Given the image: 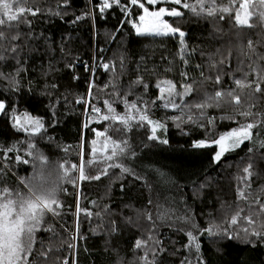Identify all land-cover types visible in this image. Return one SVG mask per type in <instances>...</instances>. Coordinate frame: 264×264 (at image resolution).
<instances>
[{
    "label": "trees",
    "instance_id": "obj_1",
    "mask_svg": "<svg viewBox=\"0 0 264 264\" xmlns=\"http://www.w3.org/2000/svg\"><path fill=\"white\" fill-rule=\"evenodd\" d=\"M187 2L195 4L196 0ZM250 3L257 5L250 11H260L257 0ZM96 5L97 0H30L29 7L40 9L35 16L25 13L23 19L30 23L2 29L9 37L19 32L20 38L0 41V52L6 57L0 60V100L8 108L7 114L0 113V186L26 192L19 181L32 176L34 166L40 167L29 152L45 155L49 166L65 160L66 167L79 164L81 158L87 161L92 141H97L99 149L104 139L93 129L107 130L113 139L127 140L126 151L135 153L106 161L105 154L98 152L97 159L102 162L90 167L86 164L85 168L88 175H99V179L78 180L76 187L63 185L67 193H59L63 205L60 216L49 214L45 218L55 234L37 232L29 260L34 264H62L64 260L68 264H145L141 257L147 255L150 264H264V240L231 238L239 231L238 226H231L225 236L203 232L213 224L217 231L229 228L228 220L237 206L247 212L248 204L256 199L264 203V127L254 128L252 140L225 152L219 162L213 158L215 144L194 147L196 141L212 143L242 123L264 121V92L252 93L234 83L245 73L248 81L254 82L264 69V24L253 16V27L238 26L234 14L194 15L170 0L157 4V9L176 7L184 13L179 18L166 16L185 33L182 51L178 36H137L131 23L122 24L126 17L118 6L101 14ZM146 6L153 10V6ZM140 11L135 9L133 15ZM220 15L224 18L219 19ZM181 73H187V81ZM218 74L221 82L215 84ZM138 77H143L149 87L131 88L127 99L137 101L150 120L163 125L156 127L155 140L149 139L153 125L138 123L139 113L134 112L136 119L130 130L113 134L110 121L100 119L88 103H77L90 101L102 114H109L102 102L115 100L113 108L123 115L125 105L114 91L128 92ZM162 80L173 81L177 91H183L180 85L185 82L193 84L194 90L183 99L175 97L178 108H165L156 87ZM233 89L241 98L240 105L224 96L219 107L211 101L212 106L203 110L191 107L204 102L205 93ZM243 111L259 115L244 117L239 114ZM189 115L192 120H188ZM15 116L28 131L15 124ZM27 117L31 120L25 121ZM210 118L213 123L208 122ZM32 120L43 124L35 136L30 135ZM111 147L109 144V150ZM8 148L14 150L8 152ZM17 155L30 163L18 162ZM109 163L122 164L132 169V174L108 168ZM247 163L262 168L249 179L246 202L238 199L237 189H243ZM105 168L107 174H102ZM77 203L92 215L81 212L77 216ZM193 222L198 229L194 232L199 237L198 253L187 236ZM137 240L146 241L144 247L136 248ZM39 251H48L47 257L40 256Z\"/></svg>",
    "mask_w": 264,
    "mask_h": 264
},
{
    "label": "snow or ice",
    "instance_id": "obj_2",
    "mask_svg": "<svg viewBox=\"0 0 264 264\" xmlns=\"http://www.w3.org/2000/svg\"><path fill=\"white\" fill-rule=\"evenodd\" d=\"M30 0H0V41L7 39L17 40L20 38V33L16 32L10 37L6 35L3 31V27H8L12 29L16 27L19 23H30L23 19L25 13H29L33 16L40 12V9L29 7ZM169 0H97V9L99 13L103 14L107 10L118 6L121 11L125 14L126 19L122 21L123 23H131L133 29H135V34L137 36H178L182 46V51L184 49V37L185 33L180 29L179 26H173L164 19L165 16L168 17H183L184 13L178 8H167L159 7L155 8L157 4L167 3ZM171 3L175 5H182L183 8L188 9L194 15L204 14L206 16H216L217 13H227L229 16H233L236 25L253 27L254 24L250 23V20L255 16L256 20L264 24V0H257L260 11L254 12L250 11V8H255L257 5L250 3V0H196L195 4L188 3L187 0H170ZM148 6H153L154 10H150ZM238 5V7H237ZM135 9L141 10L136 16L133 15ZM59 15V13H57ZM224 16L220 15L219 19H223ZM77 20L81 17H76ZM249 49H252V41L248 42ZM15 51V49H11ZM6 57L0 52V60H4ZM264 58V57H262ZM186 62V61H185ZM223 63V61H221ZM105 70H109V65L104 64ZM199 67V66H198ZM215 67V65H212ZM111 70L115 72V66H112ZM2 75V74H0ZM181 75L187 81V73H181ZM203 76V72H201ZM248 74L245 73L242 79H236L234 81L237 88L244 89L249 88L252 93L264 92L261 88V83H264V69H260L257 73V80L254 82H249ZM205 80H212V77H205ZM221 76L216 75L213 83L220 84ZM203 83V82H202ZM143 85L145 89L149 86L144 83L143 77H138L136 81L132 83L128 92L121 94L119 90L114 91V95L119 98L120 102L125 105V114L121 115L116 112L113 108V103L115 100L109 101L104 100L102 103L107 108V113L102 114V110L99 107L91 105L90 101H77V103L85 102L88 103L92 111L100 115V119L104 121H110L111 132L113 134L121 133L123 134L126 130H130L131 122L136 119L135 113H139L138 123L143 124L147 122L152 127V135L149 139L155 140L156 127H162L158 121H152L149 119L146 110H142L138 106L137 101H129L127 99L128 95L132 94L131 88L135 86ZM254 85V86H253ZM92 83L89 84V89L91 90ZM107 87V85L105 86ZM116 89V85H113ZM160 95L159 100L165 101L163 106L165 108L171 106L172 108H178L179 105L176 103L175 97L179 96L183 99L186 95H191L193 89V84L182 83L180 85L183 91H177L176 84L171 80H162L156 84ZM91 95V91H89ZM230 97L231 102L235 105L241 104V98L236 94L235 89L224 92L217 90L214 94L209 95L205 93V99L202 103H196L191 105L197 109L203 110L206 107L212 106L209 102H215V106L219 107V101L224 97ZM155 103V101H153ZM8 108L4 100H0V113L7 114ZM241 116L249 117L253 115H259L252 113L251 111H243L239 113ZM203 115V111H201ZM31 120V118H28ZM174 120H180L181 117H172ZM191 115L188 116V120H192ZM15 124L19 126L20 129L28 131L24 124L21 123L20 117H14ZM34 127L31 129L30 135L35 136L40 133L43 128V124L39 120L31 121ZM209 123H213V119L210 118ZM121 125L116 127V124ZM85 128L88 127L87 124L84 125ZM257 127H264V121L259 124L257 122H247L240 124L237 128L224 133L219 136L218 139L212 141V143L219 145V151L215 153L214 159L219 162L222 155L229 151L239 147L245 141L253 139V129ZM96 136L104 137L101 147L97 148V141H92V147L90 149L91 158L85 161L81 158L79 164L73 163L70 167H66L68 161L58 163L56 166H49L48 158L40 152L35 153L29 152V156H33L34 160L40 162V167L34 166L33 175L21 179V184L24 185L26 192H22L18 187L16 189H10L7 186H0V264H34V262L29 260V257L33 254L34 245L37 243L36 233L43 230L49 231L55 234V228L52 225L46 224V217L51 214L53 217L60 216V209L63 207L59 199V193H67V189L63 186L65 183L72 184L76 187V182L90 179H99V175H88L86 173L85 165L89 167L94 163H100L97 159L98 152L104 155V160L114 161L118 158H127L128 155H135V153H129L126 151L128 147L127 140H117L113 139V136L107 134L105 131H97L93 129ZM227 142V143H226ZM161 143L167 144V140H162ZM109 144L112 145L109 150ZM123 145V146H122ZM206 142L201 140L195 143L194 147L200 148L205 147ZM261 146L264 147V140L261 141ZM30 148L35 147L33 144H29ZM13 148H8V152H12ZM252 151V149H249ZM15 159L23 164H29L30 161L24 159L23 157L17 155ZM108 168L117 167L121 168L124 173L132 174V169L124 167L122 164L109 163ZM252 165L249 164L245 167L243 171L248 174L245 179H248L252 173L250 171ZM77 172L78 176L73 177L72 172ZM99 171V170H98ZM102 174H107V168L103 169ZM55 177V178H53ZM139 179V177H137ZM264 191V190H262ZM238 199L248 201V196L245 195L244 189H237ZM152 201H149L151 204ZM253 203L258 205V208H253ZM253 203H249L248 211L245 212L244 208L237 206L234 214L231 215L228 220L229 228H224L222 231H217V225L213 224L210 227L203 229L209 236H225L229 234L231 226H236L242 223L243 226L240 227L238 232H235L231 238H240L248 242H251V238L255 237L260 240H264V203H261L259 199H256ZM81 212H84L86 216H91L92 212L88 209H82L77 203L76 205V215L79 216ZM99 215V213H97ZM149 220L152 219L151 214H147ZM114 223V222H113ZM78 227V225H77ZM192 230L187 232L189 238V245L193 247L198 253L200 250V243L198 242L199 237L194 234L197 229V225L193 222ZM146 241L137 240L135 247H144ZM72 247V245H69ZM51 251V248L48 249ZM48 251H39V255L47 257ZM145 261V264H150L147 260V255L141 257ZM62 264H68L67 260H64Z\"/></svg>",
    "mask_w": 264,
    "mask_h": 264
},
{
    "label": "rangeland",
    "instance_id": "obj_3",
    "mask_svg": "<svg viewBox=\"0 0 264 264\" xmlns=\"http://www.w3.org/2000/svg\"><path fill=\"white\" fill-rule=\"evenodd\" d=\"M157 9V8H156ZM154 10V9H153ZM164 19L166 20V16L164 17ZM29 117H27L26 118V120L25 121H29L30 119H28ZM22 121V120H21ZM197 142H199V141H196L195 143H197ZM227 143V142H226ZM211 144H214V143H210V142H206V145H211ZM215 146H216V151H215V153L217 152V151H219L220 149H219V145H216L215 144ZM215 153H214V155H213V158H214V156H215ZM251 164V163H250ZM248 163H247V165L246 166H244L243 167V169L245 168V167H248ZM252 165V164H251ZM252 175L251 176H256L259 172H260V170H261V166H259V167H257V168H255L253 165H252ZM251 176L248 178V179H243V181H244V185H242V188L245 190V188L246 187H248L249 186V184H251L250 182H249V179L251 178ZM18 177V176H17ZM20 182V181H19ZM21 183V182H20ZM248 206H249V204H248ZM253 206H254V203H253ZM236 226H238L239 227V229H240V224L239 225H236Z\"/></svg>",
    "mask_w": 264,
    "mask_h": 264
}]
</instances>
